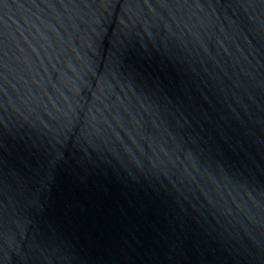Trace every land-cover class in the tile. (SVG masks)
<instances>
[{"label": "water", "instance_id": "95a60500", "mask_svg": "<svg viewBox=\"0 0 264 264\" xmlns=\"http://www.w3.org/2000/svg\"><path fill=\"white\" fill-rule=\"evenodd\" d=\"M0 264H264V0H0Z\"/></svg>", "mask_w": 264, "mask_h": 264}]
</instances>
